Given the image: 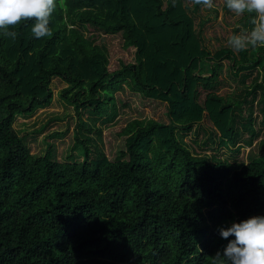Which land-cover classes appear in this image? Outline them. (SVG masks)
Returning a JSON list of instances; mask_svg holds the SVG:
<instances>
[{"label":"trees","instance_id":"1","mask_svg":"<svg viewBox=\"0 0 264 264\" xmlns=\"http://www.w3.org/2000/svg\"><path fill=\"white\" fill-rule=\"evenodd\" d=\"M189 13L181 0H64L50 37L35 38L31 22L13 29L15 40L0 35V264H210L228 243L219 227L264 215V141L260 153L252 150L254 105L240 117L217 92L225 61L234 79L264 72V48L241 51L240 60L230 48L213 57ZM117 35L133 62L111 72L105 42ZM259 77L248 94L255 102L260 92L264 116ZM54 78L68 85L62 97L83 129L82 110L107 122L117 117L115 93L125 84L166 105L168 123H130L113 159L91 158L81 129L82 162L34 155L13 124L51 103ZM206 114L227 147L239 144V119L249 120L246 163L188 147L185 134Z\"/></svg>","mask_w":264,"mask_h":264},{"label":"rangeland","instance_id":"2","mask_svg":"<svg viewBox=\"0 0 264 264\" xmlns=\"http://www.w3.org/2000/svg\"><path fill=\"white\" fill-rule=\"evenodd\" d=\"M181 1L190 12L191 18L194 19L196 28L198 29L202 25L205 46L213 57L223 48L233 50L227 43L232 35L250 32L254 27L251 23L252 15L237 16L226 8L227 0H215L214 8L200 7V10L194 13H191L194 9V3L191 0ZM90 33L91 31L86 32V35L90 36ZM105 46L109 50L111 72L120 69L122 64L133 62V52L122 47L120 35L109 37ZM247 51H252V48L250 47ZM234 53L240 60V52L234 51ZM215 64L218 63L215 62ZM224 66V74L220 77L223 84L217 92L230 99L237 108L236 114L240 117L248 116L250 108L254 105L252 118L257 138L254 140L252 150L260 153L259 146L264 141V116L259 111L260 106L257 105L260 92H257L258 97L255 102H253L255 95L248 94V92L252 91L257 75H260L259 80H261V75H264V72L260 68L252 69L234 79L235 77L228 73L229 61H225ZM243 76H248L245 81H243ZM50 86L53 91L51 103L38 107L31 115L16 117L13 124L15 131L24 140L26 147L37 156H47L59 162H82L86 154L83 147L76 142V132L81 129L83 136L91 139L89 141L91 158H98L101 153H104L113 159L124 148L123 135L130 123L139 119L168 123L166 105L149 101V99L133 93L125 84L124 88L115 93L117 117L113 121L107 122L105 119H99L90 114V110H82L80 111V119L87 126L83 129L78 123L74 106L65 102L62 97L63 90L68 85L60 78H54ZM207 93L208 91L203 90V99H206ZM239 103L244 107L243 114H240L238 109ZM248 121V119L240 118L237 123L241 137L236 147H227L221 144L220 133L208 119L207 114L201 125L194 127L191 132L185 134L184 141L195 153L216 155L221 160L234 163H246L251 150L247 141L252 135L250 130L245 127L248 125ZM88 128L91 129V132L88 131Z\"/></svg>","mask_w":264,"mask_h":264},{"label":"clouds","instance_id":"3","mask_svg":"<svg viewBox=\"0 0 264 264\" xmlns=\"http://www.w3.org/2000/svg\"><path fill=\"white\" fill-rule=\"evenodd\" d=\"M192 2L207 9L215 7V0ZM226 6L237 16L251 14L254 25L250 32L229 38L227 43L233 51L264 48V0H227ZM58 7H64V0H0V35L15 40L18 33L13 29L31 22L35 38L50 37L52 16ZM218 232L228 243L211 256L210 264H264V215L221 226ZM233 236L235 239H228Z\"/></svg>","mask_w":264,"mask_h":264}]
</instances>
